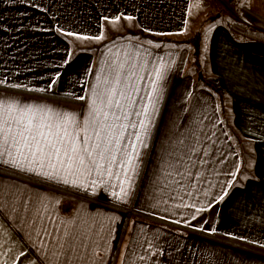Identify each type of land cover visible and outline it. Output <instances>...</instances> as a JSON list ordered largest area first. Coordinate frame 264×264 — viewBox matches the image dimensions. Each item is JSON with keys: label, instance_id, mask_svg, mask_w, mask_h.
Instances as JSON below:
<instances>
[{"label": "crops", "instance_id": "0c3cea01", "mask_svg": "<svg viewBox=\"0 0 264 264\" xmlns=\"http://www.w3.org/2000/svg\"><path fill=\"white\" fill-rule=\"evenodd\" d=\"M191 1L0 0V98L76 111L82 119L87 101L72 97L88 95L109 48L135 51L139 45L150 65L160 57L171 63L127 202L117 201L110 188L93 193L29 183L27 174L11 169L0 178V187L19 184L59 200L48 213L53 230L61 220L91 224L103 264H264V43L234 35L227 22L216 24L206 59L213 85H201L188 68L187 50L154 46L158 37L184 33ZM243 4L264 18V0ZM118 27L131 30L111 35ZM68 31L107 39L95 51L73 52L72 45L85 40L64 35ZM58 72L60 79L48 88ZM229 181V195L216 203ZM209 204L208 211L196 212ZM4 224L11 235L3 229L0 235L8 247H17L23 233L12 218Z\"/></svg>", "mask_w": 264, "mask_h": 264}, {"label": "snow or ice", "instance_id": "6c2138e0", "mask_svg": "<svg viewBox=\"0 0 264 264\" xmlns=\"http://www.w3.org/2000/svg\"><path fill=\"white\" fill-rule=\"evenodd\" d=\"M120 19L117 16L110 23L115 25ZM124 19L131 21L133 17ZM64 35L75 36L77 40L105 38L103 33L80 36L68 31ZM63 63L67 65L69 59ZM170 68L171 63L163 57L150 65L139 45L135 51L109 48L108 58L101 61L88 95L72 97L87 101L82 119L76 111L0 98V178L11 169L27 174L29 183L54 182L93 193L102 187L110 188L117 201L127 202L139 175L142 150L148 147L163 96V81ZM60 76L58 72L48 88ZM145 80L147 83L142 84ZM203 155L208 156V152ZM238 171L237 168L231 175L235 177ZM177 174L183 177L186 173L177 171ZM232 186L233 181H229L216 203L229 195ZM58 203L52 196L31 193L28 187L19 184L0 187V229L11 235L4 222L12 218L18 225V234L23 233L15 248L8 247L7 239L0 235V264H89L90 259L92 264H103V257L96 251L98 243L92 239L98 233H93L91 224L61 220L53 230V225L47 223L51 219L50 207ZM211 206L196 208V212L208 211ZM56 232H60L58 238ZM13 242L16 243V237Z\"/></svg>", "mask_w": 264, "mask_h": 264}, {"label": "rangeland", "instance_id": "374dc122", "mask_svg": "<svg viewBox=\"0 0 264 264\" xmlns=\"http://www.w3.org/2000/svg\"><path fill=\"white\" fill-rule=\"evenodd\" d=\"M243 2L244 0H192L189 18L186 23L187 27L184 33L167 37L170 38L171 41H164L163 43L156 42L155 44H167L168 46L176 47L181 50L183 49V51L187 50L189 54V70L195 74L196 80L201 85L211 88L213 85L212 77H208L206 69L210 32L216 24H226V21H233L236 19L241 20L238 9L241 5H244ZM121 23L122 22H119L118 24ZM210 28L211 30H209ZM130 30V28L123 30V28L118 27L112 29L110 33L111 35H116V33L125 34V31ZM238 35L240 34L238 33ZM104 36H106V34ZM104 39H107V37ZM100 41L85 40L82 42H75V44L72 45L75 49H72V51H95L98 47L104 45L100 43Z\"/></svg>", "mask_w": 264, "mask_h": 264}, {"label": "trees", "instance_id": "16d2710c", "mask_svg": "<svg viewBox=\"0 0 264 264\" xmlns=\"http://www.w3.org/2000/svg\"><path fill=\"white\" fill-rule=\"evenodd\" d=\"M238 14L241 20L226 21L233 34L238 33L246 38L264 43V18L252 12L247 6L241 5L238 9ZM145 35L142 31L137 34ZM152 38L151 35H148ZM154 38V37H153ZM171 41L170 38H156V41ZM221 99V104H222Z\"/></svg>", "mask_w": 264, "mask_h": 264}, {"label": "water", "instance_id": "95a60500", "mask_svg": "<svg viewBox=\"0 0 264 264\" xmlns=\"http://www.w3.org/2000/svg\"><path fill=\"white\" fill-rule=\"evenodd\" d=\"M201 76V75H200Z\"/></svg>", "mask_w": 264, "mask_h": 264}]
</instances>
